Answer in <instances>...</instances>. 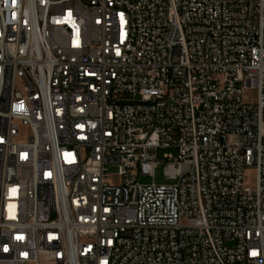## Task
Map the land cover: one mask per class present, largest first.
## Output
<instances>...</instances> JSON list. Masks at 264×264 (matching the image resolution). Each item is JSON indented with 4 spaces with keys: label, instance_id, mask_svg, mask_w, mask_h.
<instances>
[{
    "label": "built area",
    "instance_id": "obj_1",
    "mask_svg": "<svg viewBox=\"0 0 264 264\" xmlns=\"http://www.w3.org/2000/svg\"><path fill=\"white\" fill-rule=\"evenodd\" d=\"M0 264H264V0H0Z\"/></svg>",
    "mask_w": 264,
    "mask_h": 264
},
{
    "label": "rangeland",
    "instance_id": "obj_2",
    "mask_svg": "<svg viewBox=\"0 0 264 264\" xmlns=\"http://www.w3.org/2000/svg\"><path fill=\"white\" fill-rule=\"evenodd\" d=\"M166 152V150H161L160 151V156L163 157V154ZM165 166H166V161H161L158 167L156 168L155 172V179L153 177H143L141 176L139 178V181L142 183H151L153 180H155L156 183L158 184H168L170 181L167 179L165 175ZM111 174L115 175L116 174V169L112 168L111 169ZM246 183L249 185H253L255 182V170L252 168H249L246 172Z\"/></svg>",
    "mask_w": 264,
    "mask_h": 264
}]
</instances>
